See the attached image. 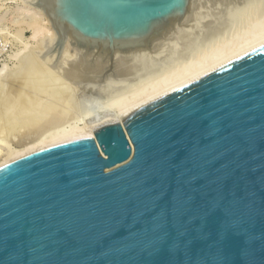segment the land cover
Returning <instances> with one entry per match:
<instances>
[{"label":"water","instance_id":"1","mask_svg":"<svg viewBox=\"0 0 264 264\" xmlns=\"http://www.w3.org/2000/svg\"><path fill=\"white\" fill-rule=\"evenodd\" d=\"M191 1L43 11L60 39L114 55L148 47ZM122 121L0 168V264H264V44Z\"/></svg>","mask_w":264,"mask_h":264},{"label":"bare ground","instance_id":"2","mask_svg":"<svg viewBox=\"0 0 264 264\" xmlns=\"http://www.w3.org/2000/svg\"><path fill=\"white\" fill-rule=\"evenodd\" d=\"M23 1L34 15V22L32 20L29 24L30 29L32 28L31 36L34 39L41 38V45L47 52H38L44 56L37 61L33 60L32 53L31 58L36 66L27 70L33 62L30 63L31 59V65L24 62L27 63L24 67L25 74L21 73L22 76L19 75L20 72L15 73L16 77H23L21 80L18 77V86L11 85L13 88L5 90L0 96V105L6 116H14L18 120L20 116L23 120L20 122L21 128L19 125L15 126L22 129V133L24 126V131L29 130L30 134L28 139L20 136L23 141L27 140L24 144L19 140L20 145L22 144L20 149H10L5 145L10 150L0 154V168L23 156L84 133L91 132L93 138L94 131L104 124L115 121L123 124L124 117L138 105L264 44V1L252 4L254 8L248 9L246 3L251 5L254 0H192L187 16L159 38L149 41L148 47L114 50V55L91 42L77 40L65 33H62L60 39L43 11L48 6L47 0ZM243 5L250 11L244 8L245 12ZM237 8L244 14H240L237 24L230 26L232 20L229 22L227 17L234 14L231 13L233 10H239ZM206 16L212 18L214 23L200 28L198 25ZM240 16L238 12L237 17ZM224 23L226 26H223ZM132 78L136 82L131 81L133 84L129 83L131 85L120 89V92L117 88L116 96L113 95L116 91H109L112 89L107 86L108 94L113 93L110 97H115L112 98L114 104L107 97L111 101L108 104L117 106L116 113L98 115L89 123L73 115L75 98L72 95L75 92L72 93L73 90L69 88L79 89L80 84L86 83L87 86L97 82L100 85L113 84L110 86L113 88L114 84ZM82 88L83 86L80 89ZM9 117L7 121L11 119ZM10 125H13L12 122Z\"/></svg>","mask_w":264,"mask_h":264},{"label":"rangeland","instance_id":"3","mask_svg":"<svg viewBox=\"0 0 264 264\" xmlns=\"http://www.w3.org/2000/svg\"><path fill=\"white\" fill-rule=\"evenodd\" d=\"M254 1L255 2H251V5L249 3L250 6H253L252 8L248 5V2H247L246 3L247 5L245 4L247 6V8L249 7L250 9H253L254 5H252V4H255L258 2L260 3V1L262 2L264 0H259V1L254 0ZM23 3H24V1L22 2V0H0V96L5 92V90H7V89L9 90V89H12L13 87L18 86V84H19L18 83L19 82L18 77L20 79L26 72V71H24L25 64H27V63H28V65L32 64L31 67H28V65H26V68L28 67L27 70H29V68L31 69L32 67L36 66L35 62H33V60L37 61L39 58L43 59L45 52H47L46 48L44 49L43 45H41V43H42V40L40 38L41 36L39 37L40 39H38L37 37L34 39L31 36L32 35V33H31L32 28L30 29L29 24L32 23V20L34 19V17H33L34 15L28 9L29 7H27ZM245 5H243L244 6V7H242L243 9L245 8ZM240 8H241V6H240ZM247 8H245V9L247 10ZM237 9H239V8H237ZM243 9H241V10L243 11ZM246 10H245V12L250 11V10H247V11ZM233 11L231 13L232 14L234 13L236 15H234V14L230 15L231 16L230 18H233V19L237 18L236 22H233V19L228 18L229 17L228 15H227L228 17L226 16L227 20L229 19L228 20L229 22L232 20V23L225 21L226 23L228 22L230 24V26L233 23L237 24L240 21L241 16H243V14H244V12H241L240 9L237 10L236 12H235V10H233ZM238 12H239V16L241 14L240 17H237ZM203 18H202L203 20L201 19L202 21L200 20L202 23L198 25V26H200V28H206V26L208 24H210L212 22L214 23V21H212L211 20L212 18H210V17L206 16V18L205 17H203ZM205 19H206V21H209V22H206ZM213 20H215V18H213ZM33 22H34V20H33ZM202 24H203V27L201 26ZM211 26H213V25H211ZM215 26H217V25H215ZM223 26H226V24L224 23ZM38 52H42V53L44 52V54H41ZM51 52H53L52 49H51ZM32 53H34V54H32ZM31 54H32L33 60L31 58ZM35 54L38 56H39V54H41V55L38 57V56H35ZM30 59H31V61H30ZM51 60H54V58ZM29 61H30V63L33 62L34 65H33V63L30 64ZM24 62H27V63H24ZM16 72H20V74L19 73H17V74H19V75L23 74V75L18 76L16 74L18 76V77H16L15 76ZM11 75H14L15 77H12ZM10 77L12 78V80ZM134 79L132 78V79H128L127 81H125V80L121 81L123 83V85L121 82L114 84L113 88H115V89H113L112 87L110 88V86H112L113 84H106V85L104 84L103 85V83H102V85H100L101 84L100 82H97V83H99V85L97 83L95 84L94 82H92L94 84L89 83V85L87 84L88 87L86 86V83H84V85L87 87V89L82 84H80V86L78 87L79 89H77V87L74 88L75 90L73 88H69V90L70 89L73 90L72 93H74V92L76 93V94L74 93L72 95V97L75 98V99H73V103H74L73 115L76 118L82 119L86 123H89L98 115L109 114V112H111L110 114L116 113L118 111L117 110L118 108L116 109L117 106L113 105L114 104L113 99L115 98L114 96H116L118 94L117 90L119 89L118 92H120V89L122 90L126 86L133 84V82H136V80H134ZM15 80H17V81H15ZM12 81H15L16 84ZM131 81H133V82L131 83ZM7 83L10 86L11 85L12 86L14 85V86L10 87ZM129 83H131V84H129ZM124 84H125V86H124ZM82 86H83V88L80 89ZM97 86H98L99 90L97 89ZM99 86H102V87H99ZM107 86L109 89H112V90H109L107 88ZM104 89H106V90H104ZM108 90L112 91V92L116 91V92H114V94L110 92V94L114 95V96L112 95L113 99L110 97L111 95L108 94L109 93ZM104 91H106V92H104ZM105 96H106V98H105ZM107 97L111 98L110 100L112 101L113 104L112 103L108 104V102H111V101H109L108 100L109 98H107ZM111 105H113L114 107ZM8 117L9 116L8 115L6 116V114L3 112V107L0 105V150H1L0 152H2L0 154L7 152L9 148L10 149L22 148V144H24V141H25V140L23 141L22 139L24 137L26 139H28V137L30 135V134H28L29 130L24 131L25 130L24 126H22L23 127V133H22V131H21L22 129H20L21 128L20 122L22 123L23 120L20 119V116H18L19 120L16 119L17 117L13 116L11 118V116H10L9 118H11V119H9L7 121ZM14 121H17L18 123L14 122ZM11 122H12V124H13L12 126H14L13 128L15 130L12 128L11 125L9 126V124H11ZM15 125H17V126L19 125L20 128L15 126ZM17 128H19L18 131H17ZM16 132H18V133H16ZM25 132H27L28 136ZM20 133H22V134H20ZM20 136L21 137L23 136L22 139L20 138ZM19 140L22 142L21 145H20L21 142ZM5 145L9 146V148L6 147Z\"/></svg>","mask_w":264,"mask_h":264}]
</instances>
